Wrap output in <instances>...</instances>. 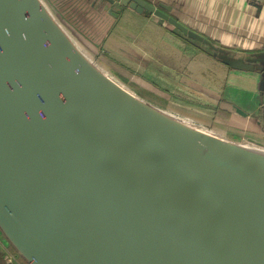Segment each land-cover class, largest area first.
Listing matches in <instances>:
<instances>
[{
    "label": "water",
    "instance_id": "water-1",
    "mask_svg": "<svg viewBox=\"0 0 264 264\" xmlns=\"http://www.w3.org/2000/svg\"><path fill=\"white\" fill-rule=\"evenodd\" d=\"M107 1L196 36L146 0ZM69 31L45 0H0L8 244L28 264H264V158L248 151L264 135L237 141L163 111Z\"/></svg>",
    "mask_w": 264,
    "mask_h": 264
},
{
    "label": "crops",
    "instance_id": "crops-1",
    "mask_svg": "<svg viewBox=\"0 0 264 264\" xmlns=\"http://www.w3.org/2000/svg\"><path fill=\"white\" fill-rule=\"evenodd\" d=\"M146 1L196 36L107 0L45 3L102 70L158 108L237 141L264 135V0Z\"/></svg>",
    "mask_w": 264,
    "mask_h": 264
},
{
    "label": "rangeland",
    "instance_id": "rangeland-1",
    "mask_svg": "<svg viewBox=\"0 0 264 264\" xmlns=\"http://www.w3.org/2000/svg\"><path fill=\"white\" fill-rule=\"evenodd\" d=\"M263 89H264L263 87L260 88V90H262V91H263ZM163 111H166L165 107H163ZM263 111H264V109H263ZM166 112H168V111H166ZM172 115H175V116L181 118V114H179V113H173ZM261 120L264 123V114H262V119ZM13 257L15 258L16 261L13 259ZM0 264H28L18 254V252L14 249V247L12 245L8 244V242L5 240V238H4L3 234L1 233V231H0Z\"/></svg>",
    "mask_w": 264,
    "mask_h": 264
},
{
    "label": "bare ground",
    "instance_id": "bare-ground-1",
    "mask_svg": "<svg viewBox=\"0 0 264 264\" xmlns=\"http://www.w3.org/2000/svg\"><path fill=\"white\" fill-rule=\"evenodd\" d=\"M204 132H205V133H208V132H206V131H204ZM208 134H210V133H208ZM248 151H249L251 154H254V155H256V156H259V157L264 158V150L256 151V150L248 149ZM260 155H262V156H260Z\"/></svg>",
    "mask_w": 264,
    "mask_h": 264
},
{
    "label": "built area",
    "instance_id": "built-area-1",
    "mask_svg": "<svg viewBox=\"0 0 264 264\" xmlns=\"http://www.w3.org/2000/svg\"><path fill=\"white\" fill-rule=\"evenodd\" d=\"M13 259L15 260V258L13 257ZM13 261V260H12ZM16 261V260H15ZM18 262V261H17Z\"/></svg>",
    "mask_w": 264,
    "mask_h": 264
}]
</instances>
